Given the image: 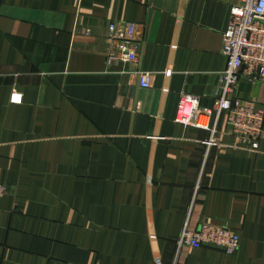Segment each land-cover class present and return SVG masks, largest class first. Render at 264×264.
<instances>
[{
	"label": "crops",
	"instance_id": "1",
	"mask_svg": "<svg viewBox=\"0 0 264 264\" xmlns=\"http://www.w3.org/2000/svg\"><path fill=\"white\" fill-rule=\"evenodd\" d=\"M240 2L0 0V264H264V135L251 151L224 121L210 147L176 123L183 94L215 123ZM117 22L138 26L137 62L110 61ZM235 97L264 111V82ZM205 223L240 250L179 251Z\"/></svg>",
	"mask_w": 264,
	"mask_h": 264
},
{
	"label": "built area",
	"instance_id": "2",
	"mask_svg": "<svg viewBox=\"0 0 264 264\" xmlns=\"http://www.w3.org/2000/svg\"><path fill=\"white\" fill-rule=\"evenodd\" d=\"M138 26L134 23H111L107 41L115 45L108 54L110 61L137 62L139 45ZM222 54L227 66L219 76L214 105L209 111L215 123H201V98L183 94L178 105L176 123L192 126L211 133L210 147L223 146L220 140V124L225 121L227 133L237 137L251 151L257 152L264 135V111L253 104L235 97L237 87L243 79L264 82V0H241L233 7L227 30L223 37ZM170 77L171 73H166ZM152 73H140V85L151 88ZM1 193V187H0ZM242 244L241 236L223 226L202 224L197 231L187 225L178 241V249L198 250L204 246L221 249L226 255L236 254Z\"/></svg>",
	"mask_w": 264,
	"mask_h": 264
},
{
	"label": "water",
	"instance_id": "3",
	"mask_svg": "<svg viewBox=\"0 0 264 264\" xmlns=\"http://www.w3.org/2000/svg\"><path fill=\"white\" fill-rule=\"evenodd\" d=\"M211 247H213V246H211ZM216 248V247H215ZM219 249V248H218Z\"/></svg>",
	"mask_w": 264,
	"mask_h": 264
}]
</instances>
